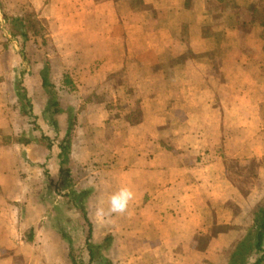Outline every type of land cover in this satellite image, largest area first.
Wrapping results in <instances>:
<instances>
[{
	"label": "crops",
	"instance_id": "0c3cea01",
	"mask_svg": "<svg viewBox=\"0 0 264 264\" xmlns=\"http://www.w3.org/2000/svg\"><path fill=\"white\" fill-rule=\"evenodd\" d=\"M6 16L37 19L45 31L11 42ZM255 17H264L261 0H0V264H79L71 238L42 227L54 218L46 213L52 195H71L58 145L73 108L68 185L81 179L89 190L72 188L80 196L73 206L87 214L97 258L228 264L264 206V29ZM46 64L58 96L69 97L59 98L62 113L53 118L45 114ZM17 81L33 121L22 114ZM106 86L118 87L112 105L80 107ZM126 91L129 104H118ZM115 112L127 117L111 120ZM108 127L113 136L93 137ZM43 135L55 140L51 151L23 142ZM81 165L97 169L90 185ZM46 168L50 185L39 178ZM121 187L134 199L124 215L98 221L109 232L97 239L91 210L102 201L107 208ZM88 237L89 264L101 263L92 260Z\"/></svg>",
	"mask_w": 264,
	"mask_h": 264
},
{
	"label": "trees",
	"instance_id": "16d2710c",
	"mask_svg": "<svg viewBox=\"0 0 264 264\" xmlns=\"http://www.w3.org/2000/svg\"><path fill=\"white\" fill-rule=\"evenodd\" d=\"M220 3L224 4H232L236 0H218ZM261 8L264 10V0H261ZM257 21L260 22L261 26L264 29V17H255ZM6 23L10 24L11 33L14 38H20L23 43H26L30 39V32L32 31H45L40 22L37 19H22V18H14V17H5ZM264 40V36H263ZM23 49V47H22ZM24 53V51H22ZM51 73V66L46 64L44 71L42 73L43 78V87L48 96L49 104L48 108L45 111L46 115L56 116L62 113V109L59 103V96L56 91V87L52 83L50 79ZM16 90L17 96L19 98V105L21 107L22 114L24 116L29 117L32 121L36 119L34 116L32 109L30 107V100L28 98V92L25 88L22 87V83L20 81L16 82ZM75 108L70 109L68 113V131L61 143L58 145L59 148V160H60V174H61V183L68 186V184H73V180L71 179V157H72V148L74 142V133L77 126V115L75 112ZM139 116V115H138ZM131 120V119H130ZM52 121V119H51ZM52 124L55 126L54 128L58 130L57 122L52 121ZM39 130V128H38ZM58 139V138H57ZM26 145L32 143H38L43 147L47 148L48 150H52L55 147V140L50 137L42 136L40 139L35 141L25 139L23 141ZM69 188V187H68ZM69 191H71L69 189ZM75 191H71V196H74L75 204L78 205L77 198L78 196L75 195ZM80 197V196H79ZM72 199V197H71ZM79 200V199H78ZM79 208L81 206L79 205ZM253 223L250 226L246 238L237 246L233 254L229 258L228 264H250V259L253 255L258 256V260L255 264H264V206H260L253 212L252 215ZM90 225V235L88 237V248L90 251V255L92 260L96 261L97 258V247L92 244V226L90 222L87 220ZM73 249L71 248V255L72 259L73 256ZM103 260V261H102ZM75 262V260H73ZM101 263L96 264H111L109 261H104L103 258L98 259V262ZM76 263V262H75ZM93 263V262H92ZM77 264V263H76ZM95 264V262L93 263Z\"/></svg>",
	"mask_w": 264,
	"mask_h": 264
},
{
	"label": "rangeland",
	"instance_id": "374dc122",
	"mask_svg": "<svg viewBox=\"0 0 264 264\" xmlns=\"http://www.w3.org/2000/svg\"><path fill=\"white\" fill-rule=\"evenodd\" d=\"M40 34H44V33H40ZM33 37H35V34H33ZM11 42H15V38L12 36L11 37ZM215 69L219 71V63H215L214 65ZM216 81H219L218 79H216ZM217 89L220 92V97H222L223 99H227L228 97L225 94V91L221 92L220 91V82H218L216 84ZM15 90H16V84H15ZM118 87H112V86H106V87H102L98 90V92H95L94 94L87 96L86 98H84V100L82 101V103H80V107L85 106L86 104L92 103V102H103L106 105H112L114 102V98H116L118 96ZM17 92V90H16ZM126 94H124V98L118 102V104H125L128 105L130 100H128V94L127 91L125 92ZM76 96V95H75ZM219 96V95H218ZM78 97V96H76ZM59 98L62 100H68L69 97L66 93H61ZM79 99H83L82 96H79ZM123 106V105H122ZM128 113V112H127ZM135 114V113H133ZM114 115H116L117 117H113L110 118L111 120L116 121L117 120H125V117H127L125 112H115ZM130 115V114H129ZM138 115V114H137ZM96 117L95 114L92 115V118ZM106 132V133H105ZM105 132H101L100 130H95V132H93V137H97V136H101L104 134H109V135H114L116 132V129L112 127V132L109 131V127L105 129ZM87 134V130H83L81 132L80 135H86ZM80 171H81V176L83 177L84 181L88 182V185H90L89 182H94V176L93 173L94 171H96L97 169H93L92 167L89 166H83L81 165L79 167ZM49 169H44L42 172V174L40 175V179L45 183V184H51L52 182H50V170L47 171ZM47 171V173H46ZM44 173H46L44 175ZM92 179V180H90ZM67 187L71 188L70 190H72V188L78 193V195L83 194L84 192L89 191L85 182H82L81 179H78V182L76 184L72 185H68ZM90 187V186H89ZM47 193H52L53 192H49L47 191ZM70 193L67 192V196H56V195H52V197H54L51 200H55L53 205L51 206V208H49V211L47 210L46 213L49 214V216L51 217V215L54 214V218L53 221L52 220H48V222L51 223H46L45 225H43L42 227L44 228V230L49 229L50 226L53 227V229L59 233L60 235H67L69 238H71L72 242H73V247L75 250V259L79 262V264H89L90 263V257H89V252L86 246V239L89 235V231H90V226L88 225L89 223L86 222V212L85 214H83V212H81L80 210L74 209V201L75 198H70L69 197ZM88 195L84 196L83 201L88 198ZM79 197V196H78ZM78 199V198H77ZM40 200V198H39ZM95 208L93 206V209L91 210V215L90 218L93 222L94 225V229L96 232V237L97 239L104 235L103 233L105 232L108 233L109 231H104V229L102 228L101 230L99 229L100 227H102L101 223H98L97 219L94 216V211ZM42 214H44V212H42ZM40 214L39 216L43 217V215ZM33 216H35V214H33ZM48 216V218H49ZM37 217V216H36ZM128 223H122L121 227L127 231L128 228ZM50 260V258L48 259ZM69 260V258H68ZM71 264V263H70Z\"/></svg>",
	"mask_w": 264,
	"mask_h": 264
},
{
	"label": "clouds",
	"instance_id": "9594fccd",
	"mask_svg": "<svg viewBox=\"0 0 264 264\" xmlns=\"http://www.w3.org/2000/svg\"><path fill=\"white\" fill-rule=\"evenodd\" d=\"M134 195V192L128 187L119 188L118 191L108 196L107 208L103 206V201L96 206L93 213L95 218L97 221L104 222L113 218L114 215H124L127 213Z\"/></svg>",
	"mask_w": 264,
	"mask_h": 264
}]
</instances>
